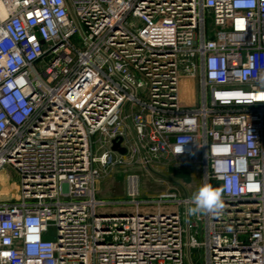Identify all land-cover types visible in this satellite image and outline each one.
<instances>
[{
    "label": "built area",
    "instance_id": "2783aa9c",
    "mask_svg": "<svg viewBox=\"0 0 264 264\" xmlns=\"http://www.w3.org/2000/svg\"><path fill=\"white\" fill-rule=\"evenodd\" d=\"M0 6V264H264V0ZM182 162L217 213L141 195L136 169ZM117 168L125 199L97 198Z\"/></svg>",
    "mask_w": 264,
    "mask_h": 264
},
{
    "label": "rangeland",
    "instance_id": "374dc122",
    "mask_svg": "<svg viewBox=\"0 0 264 264\" xmlns=\"http://www.w3.org/2000/svg\"><path fill=\"white\" fill-rule=\"evenodd\" d=\"M183 87L195 92V83H183ZM141 176L140 192L142 196H155L169 189L181 195L192 196L201 187V178L193 165L188 163H169L150 169H136ZM126 168H117L108 176L97 181V198L110 202H121L124 196V177ZM19 175L10 167H5L0 173V200H11L19 197L17 185ZM120 208V207H117ZM115 208V210H118ZM203 250H193L192 258L195 264H202ZM185 264H190L188 258Z\"/></svg>",
    "mask_w": 264,
    "mask_h": 264
},
{
    "label": "clouds",
    "instance_id": "9594fccd",
    "mask_svg": "<svg viewBox=\"0 0 264 264\" xmlns=\"http://www.w3.org/2000/svg\"><path fill=\"white\" fill-rule=\"evenodd\" d=\"M191 202L192 206L187 209L189 215L217 213L223 208L221 192L206 184L193 193Z\"/></svg>",
    "mask_w": 264,
    "mask_h": 264
},
{
    "label": "water",
    "instance_id": "95a60500",
    "mask_svg": "<svg viewBox=\"0 0 264 264\" xmlns=\"http://www.w3.org/2000/svg\"><path fill=\"white\" fill-rule=\"evenodd\" d=\"M120 140H113V146H112V150L114 151H119L120 153H124L125 150L123 148H120Z\"/></svg>",
    "mask_w": 264,
    "mask_h": 264
},
{
    "label": "bare ground",
    "instance_id": "6f19581e",
    "mask_svg": "<svg viewBox=\"0 0 264 264\" xmlns=\"http://www.w3.org/2000/svg\"><path fill=\"white\" fill-rule=\"evenodd\" d=\"M4 16V10L3 8L0 6V17L3 18Z\"/></svg>",
    "mask_w": 264,
    "mask_h": 264
},
{
    "label": "snow or ice",
    "instance_id": "6c2138e0",
    "mask_svg": "<svg viewBox=\"0 0 264 264\" xmlns=\"http://www.w3.org/2000/svg\"><path fill=\"white\" fill-rule=\"evenodd\" d=\"M262 98H264V97H262Z\"/></svg>",
    "mask_w": 264,
    "mask_h": 264
}]
</instances>
